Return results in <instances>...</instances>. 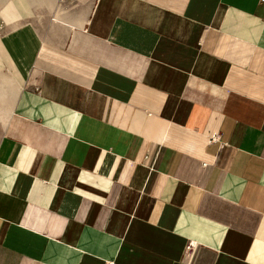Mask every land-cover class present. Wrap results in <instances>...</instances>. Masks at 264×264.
Here are the masks:
<instances>
[{"label": "crops", "instance_id": "crops-1", "mask_svg": "<svg viewBox=\"0 0 264 264\" xmlns=\"http://www.w3.org/2000/svg\"><path fill=\"white\" fill-rule=\"evenodd\" d=\"M51 10L0 32V264H264V2Z\"/></svg>", "mask_w": 264, "mask_h": 264}, {"label": "rangeland", "instance_id": "rangeland-1", "mask_svg": "<svg viewBox=\"0 0 264 264\" xmlns=\"http://www.w3.org/2000/svg\"><path fill=\"white\" fill-rule=\"evenodd\" d=\"M48 1L51 3L50 6H47L48 3L44 1L38 4L22 5L19 0H7L0 4V32L30 22L43 23L46 15L51 13V9L58 0H47L46 2Z\"/></svg>", "mask_w": 264, "mask_h": 264}, {"label": "bare ground", "instance_id": "bare-ground-1", "mask_svg": "<svg viewBox=\"0 0 264 264\" xmlns=\"http://www.w3.org/2000/svg\"><path fill=\"white\" fill-rule=\"evenodd\" d=\"M7 0H0V4L5 3ZM22 5H28L33 3H40L41 1H44V3H48L47 6H50L51 3L47 0H19ZM14 92V91H13ZM9 105L7 102V92L6 89L0 88V126L4 125L8 114H9Z\"/></svg>", "mask_w": 264, "mask_h": 264}, {"label": "built area", "instance_id": "built-area-1", "mask_svg": "<svg viewBox=\"0 0 264 264\" xmlns=\"http://www.w3.org/2000/svg\"><path fill=\"white\" fill-rule=\"evenodd\" d=\"M261 2H264V0H260ZM188 247H192V244L190 243V244H188Z\"/></svg>", "mask_w": 264, "mask_h": 264}]
</instances>
